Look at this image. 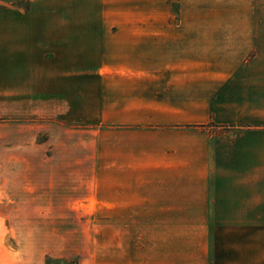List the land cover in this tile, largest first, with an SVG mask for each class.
<instances>
[{
  "label": "crops",
  "instance_id": "0c3cea01",
  "mask_svg": "<svg viewBox=\"0 0 264 264\" xmlns=\"http://www.w3.org/2000/svg\"><path fill=\"white\" fill-rule=\"evenodd\" d=\"M219 3L237 16L37 20L0 2V121L117 135L106 199L95 182L73 199L92 205L86 264H264V0ZM208 123L242 130L193 128Z\"/></svg>",
  "mask_w": 264,
  "mask_h": 264
},
{
  "label": "rangeland",
  "instance_id": "374dc122",
  "mask_svg": "<svg viewBox=\"0 0 264 264\" xmlns=\"http://www.w3.org/2000/svg\"><path fill=\"white\" fill-rule=\"evenodd\" d=\"M30 5L39 19L63 18H226L212 0L180 11L161 0H0ZM196 4V3H195ZM258 10L255 12L260 17ZM244 17H250L244 12ZM264 15H261L263 17ZM238 17H241V14ZM0 136V264H86L91 255L92 205L73 202L84 189L99 184L107 196L109 161L117 135L106 124L68 125L54 121L1 122ZM193 128L220 135L239 128L218 124ZM133 131H139L133 129ZM149 131L140 129V132ZM98 168V169H97ZM3 180V187L1 186ZM65 184L62 189L47 184ZM31 185H29V184ZM77 190V194L73 190ZM51 190V191H50Z\"/></svg>",
  "mask_w": 264,
  "mask_h": 264
}]
</instances>
